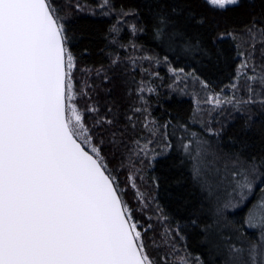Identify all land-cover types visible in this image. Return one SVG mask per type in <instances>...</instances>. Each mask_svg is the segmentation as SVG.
I'll return each instance as SVG.
<instances>
[{
    "label": "snow or ice",
    "instance_id": "1",
    "mask_svg": "<svg viewBox=\"0 0 264 264\" xmlns=\"http://www.w3.org/2000/svg\"><path fill=\"white\" fill-rule=\"evenodd\" d=\"M66 7L0 0V264H264V0H101L98 68ZM129 19L162 57H121ZM161 65L199 84L187 115L145 99Z\"/></svg>",
    "mask_w": 264,
    "mask_h": 264
},
{
    "label": "trees",
    "instance_id": "2",
    "mask_svg": "<svg viewBox=\"0 0 264 264\" xmlns=\"http://www.w3.org/2000/svg\"><path fill=\"white\" fill-rule=\"evenodd\" d=\"M80 3L82 6V11L77 12L74 8L75 3ZM122 2H127L129 6H132L134 3V0H112V3L119 8L121 6ZM59 3L61 4H70L72 7H66L63 9L64 12H68L72 14L76 20V27L79 30V34H83L88 39H85L81 42V46L87 45L92 52V55L90 57H85L81 61V67L85 65H90L93 68L100 67L101 64L107 65L108 64V58L101 53V49L104 50V52L111 51L110 48H105V45L109 43L112 39V35H108L105 37V33L108 29V26L115 23L116 17H105L101 15V13L98 10V5L101 3V0H59ZM93 10H95V14L93 15ZM223 15L233 18L234 13L232 12L231 6H226L225 10H222ZM132 19H129L125 22V30L117 37V39L121 43H127L130 39L134 40V42L142 46L144 51H137L133 53L131 49L128 50L120 49V55L121 57L126 55H135V56H144L145 54L150 56H163L164 52L156 46L155 43L152 42L148 38V36L144 34H138L135 37L131 35L129 31H127L126 25L127 23H132ZM115 47V46H114ZM236 63H239V61H236ZM182 65H177V67ZM235 65H233L234 67ZM143 67L148 68L149 65L147 63L143 64ZM154 71L158 70L161 77H165L164 79V86L159 88L158 95L156 94H149L147 91H145V99L148 100V104L151 106V110L153 111V114L156 116L161 115L162 111L167 109L168 111L172 113H179L182 115H187L189 112L193 109V103H192V93L194 91H197L199 89V84H193L190 80L188 82L186 93H181L180 91H170L167 88V85L172 83V80L175 79V77H171L170 79L169 74L167 73V65H161L158 69L153 68ZM187 71V69H186ZM202 78L204 77H210L213 80H216L218 85L223 86L228 84V77L226 74V71L224 69H217L213 67L212 64H208L203 70H202ZM94 74V73H93ZM136 78L140 79V73L137 71ZM77 79H83V77L80 76L79 72L77 73ZM145 80L148 79L147 76L144 77ZM160 81H155L154 84H159ZM107 87V85H105ZM178 88L183 89L185 88L184 84H179ZM217 91L220 90V87L218 86L216 88ZM100 99L103 101L107 97L105 96L103 89L100 90ZM113 96L117 97H123V90L116 89L113 92ZM201 99L204 98V93L200 94ZM130 101H125V106ZM83 101H81V105H83ZM255 112L256 110L253 109ZM239 123V122H238ZM238 123L236 127H238ZM257 126L259 124L257 123ZM235 128H230L229 132L234 131ZM142 187V191H143ZM179 190H177L178 194ZM128 199H132V194L129 193ZM151 235V233L149 234ZM189 250L192 252V255H196V245L193 240L188 241ZM151 251V249H149ZM153 255H156L155 252L152 253Z\"/></svg>",
    "mask_w": 264,
    "mask_h": 264
}]
</instances>
